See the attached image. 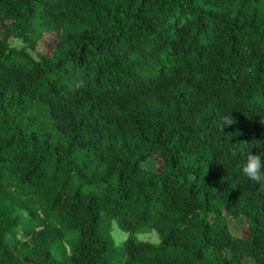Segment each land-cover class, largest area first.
I'll use <instances>...</instances> for the list:
<instances>
[{
	"label": "trees",
	"instance_id": "16d2710c",
	"mask_svg": "<svg viewBox=\"0 0 264 264\" xmlns=\"http://www.w3.org/2000/svg\"><path fill=\"white\" fill-rule=\"evenodd\" d=\"M249 150L264 0H0V264H264Z\"/></svg>",
	"mask_w": 264,
	"mask_h": 264
},
{
	"label": "rangeland",
	"instance_id": "374dc122",
	"mask_svg": "<svg viewBox=\"0 0 264 264\" xmlns=\"http://www.w3.org/2000/svg\"><path fill=\"white\" fill-rule=\"evenodd\" d=\"M50 40L51 41L49 42L50 43L49 46H52V37L51 36H50ZM49 46L46 42L41 41L39 43L38 48L40 50H48ZM142 165L146 168H149V169H155V168L159 167V162H158V160H156L154 158H149V159L143 161ZM227 223H228L229 229L232 232L238 233V234L244 232L245 223H244V220L242 217H238V218L228 217ZM110 233H111L112 238L114 239V242L116 243V241H121L124 239L126 232L119 229L116 225V222L112 220ZM16 236L20 240L25 239V237L23 236V234L21 233L19 228L17 229ZM136 236L142 240H149L152 242L157 241V234L154 230H151V229H148V230L144 231L143 233H138V234H136ZM243 264H252V262H251V260L245 258V259H243Z\"/></svg>",
	"mask_w": 264,
	"mask_h": 264
},
{
	"label": "clouds",
	"instance_id": "9594fccd",
	"mask_svg": "<svg viewBox=\"0 0 264 264\" xmlns=\"http://www.w3.org/2000/svg\"><path fill=\"white\" fill-rule=\"evenodd\" d=\"M234 118L229 114L222 115L220 117L219 127L222 130L226 125L233 124ZM256 147H260V144H255ZM261 153V152H260ZM260 153H253L250 150L246 153L244 163L242 165V173L248 180L259 185L261 190H264V156ZM127 239L125 233L124 240ZM124 241H116L117 245Z\"/></svg>",
	"mask_w": 264,
	"mask_h": 264
}]
</instances>
